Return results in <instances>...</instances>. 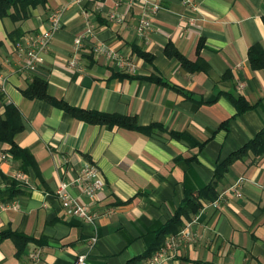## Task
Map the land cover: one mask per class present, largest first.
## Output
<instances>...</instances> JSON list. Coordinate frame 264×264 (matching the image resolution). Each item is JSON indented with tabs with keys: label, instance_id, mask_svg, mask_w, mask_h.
Here are the masks:
<instances>
[{
	"label": "crops",
	"instance_id": "1",
	"mask_svg": "<svg viewBox=\"0 0 264 264\" xmlns=\"http://www.w3.org/2000/svg\"><path fill=\"white\" fill-rule=\"evenodd\" d=\"M150 1L159 7L47 0L22 21L0 17V116L15 105L22 127L14 141L27 150L0 159V203L7 205L0 209V264L28 262L34 249L37 264H71L80 253L86 264H141L186 192L210 184L216 167L264 128V0H193L194 8ZM56 11L60 26L43 61L24 69L16 43L33 41ZM112 11L122 20L111 19ZM145 13L152 25L139 31ZM90 26L93 38L76 49L75 36ZM93 42L133 68L94 52ZM34 78L52 100L126 115L134 125L90 122L29 97L23 90ZM0 147L10 151L8 142ZM90 163L104 183L92 223L70 214L55 194L70 182L72 195L91 202L77 181ZM216 189L219 206L202 200L183 218L194 238L162 264H264V151L232 158Z\"/></svg>",
	"mask_w": 264,
	"mask_h": 264
},
{
	"label": "built area",
	"instance_id": "2",
	"mask_svg": "<svg viewBox=\"0 0 264 264\" xmlns=\"http://www.w3.org/2000/svg\"><path fill=\"white\" fill-rule=\"evenodd\" d=\"M152 11L159 7L158 3L152 2L150 0H145ZM183 3L195 7L193 0H181ZM111 19H116L118 21L122 20L123 16L120 13L112 11L109 13ZM151 17L145 13L138 18L137 28L139 31H144L151 28ZM60 26V12L56 11L49 15L48 25L42 30L31 42H17L16 47L18 51L23 55L24 60L22 62V67L24 69L33 70L38 64L43 61L42 53L48 48L50 39L54 32ZM85 38H93V28L88 27L83 34H79L74 38V46L78 49ZM94 52H100L106 55L110 59H114L121 66H128L130 69L133 68V63L128 61L114 48L108 46L103 42H93L91 43ZM74 62V61H73ZM71 61V63H73ZM242 85V83H240ZM10 154L0 147V159L6 158ZM78 184L82 192L90 199L91 202H83L77 196L72 195L68 190L70 182L61 181L57 188L55 189V194L60 198L62 206L72 215L79 216L88 222H94L98 216V212L95 208L98 193L103 189L104 183L101 178L100 170L95 163H90L81 169V175L78 178ZM235 194H240L237 188H233ZM94 202V205L93 203ZM213 205L215 207L219 206V197H216L211 202L205 203L203 205ZM7 205L5 203H0V209L5 208ZM194 238V233L190 228V223L182 226L176 233L168 235L163 244L160 245L155 251H153L141 264H162L167 258L174 257L177 254V249L183 241L192 240ZM95 241V237L92 236L89 239L90 243ZM40 256V251L34 249L30 253L28 262H21L20 264H37ZM71 264H86L85 253H80L76 256Z\"/></svg>",
	"mask_w": 264,
	"mask_h": 264
},
{
	"label": "trees",
	"instance_id": "3",
	"mask_svg": "<svg viewBox=\"0 0 264 264\" xmlns=\"http://www.w3.org/2000/svg\"><path fill=\"white\" fill-rule=\"evenodd\" d=\"M46 1L47 0H0V17L10 15L14 21H22L30 15V7L37 6L38 4L44 5ZM136 51L142 56H147L145 52L139 49H136ZM175 55L184 60L179 53L176 52ZM23 92L29 97H41L52 100L46 92L45 82L39 78H34ZM52 101L58 103V105L74 115L90 122L107 123L110 125L115 123L127 126L134 125L133 119L126 115L88 111L83 108L70 106L60 100ZM246 107L247 105L243 104V106H240V110ZM18 117V110L13 104H7L4 115L0 116V142H8L10 144V151L8 153L14 157H22L27 153L25 148H21L14 141L15 133L22 127ZM247 150H251L254 154H260L264 151V128L256 133V135L237 151V153L229 156L216 167L215 178L210 184L197 191L191 190L186 192L183 204L177 209L173 217L160 228L157 233V240L150 250L158 248L159 245L163 243L165 235L176 233L183 225V218L189 219L192 214L199 210L202 205V200H213L218 196V191L216 189L217 183L226 172L228 164L231 162L232 158L237 155L239 156L242 152Z\"/></svg>",
	"mask_w": 264,
	"mask_h": 264
}]
</instances>
